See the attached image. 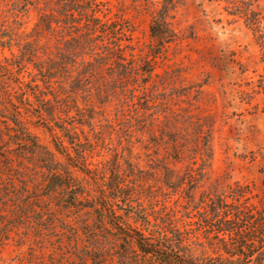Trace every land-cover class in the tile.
Returning a JSON list of instances; mask_svg holds the SVG:
<instances>
[{"label":"rangeland","instance_id":"rangeland-1","mask_svg":"<svg viewBox=\"0 0 264 264\" xmlns=\"http://www.w3.org/2000/svg\"><path fill=\"white\" fill-rule=\"evenodd\" d=\"M8 1L0 0V32L3 19H14ZM99 1L108 8L109 22L117 25L119 42L128 46L127 58L140 68L147 67V60L154 63L152 77L145 85L140 80L134 99L137 107L143 106L145 86L146 98L153 101L144 115L128 102L118 106L112 92L121 80L105 70L89 78L87 90L72 78L65 79L70 90L76 89L72 103L86 116L78 130L93 142L88 160L102 179L112 175L117 161L142 169L143 200L146 204L152 200L155 210L164 204L178 210V217L197 236L193 238L197 256L238 257L200 219L206 214L204 201L209 193L230 203L241 194L246 245L251 244L246 254L259 250L251 257L253 264H259L263 261L258 225L264 214V62L245 14L250 8L264 17V0ZM153 18H165L173 30L172 41L157 54V40L150 31ZM38 19L34 9L22 17L18 31L22 41L34 40L25 35L32 33ZM11 52L20 54L15 45L0 46V60L10 62ZM39 84L43 87L42 81ZM11 86L20 91L18 85ZM9 107L0 88V264H148V257L116 237L115 229L101 221L92 207L103 196L101 179L95 181L56 153L58 171L71 170L81 193L78 199L68 188L46 194L49 172L43 162L47 149L54 150L52 135L26 107L22 111L31 122L25 130L18 128L7 117ZM197 121L210 132L212 158L206 164L191 149ZM24 135L38 145L26 144ZM176 140L182 148L179 153ZM67 198L70 201L65 202ZM197 221L201 229H196Z\"/></svg>","mask_w":264,"mask_h":264},{"label":"trees","instance_id":"trees-1","mask_svg":"<svg viewBox=\"0 0 264 264\" xmlns=\"http://www.w3.org/2000/svg\"><path fill=\"white\" fill-rule=\"evenodd\" d=\"M7 5L14 19L12 22L8 18L2 20L5 27L0 32V46L11 49L15 45L20 54L11 52L13 57L10 62L0 60V88L10 106V116L7 117L15 126L25 130V125L31 122L22 111V107H26L24 109L37 118L35 122L39 120L45 124L52 135L54 150L47 149L48 158L43 162L49 172L46 194L68 188L73 198L78 199L81 193V186L75 183L71 170L65 168L63 172L58 171L60 161L56 153H59L95 181L101 179L99 185L103 196L100 203L93 201L92 207L99 212L101 221L115 229L116 237L132 244L135 250L148 257V264H253L251 257L259 250L253 249L246 254V246L251 247V244L246 245V210L240 200L241 194H238L235 202L230 203L219 194L209 193L204 201L206 214L200 219L203 218L205 226L217 233L213 237L227 251H231L232 256L238 257L197 256L193 248V238L197 236L192 228L187 227L189 223L178 217V210L168 209L165 204L162 209L155 210L152 200L147 204L143 200L142 169L128 161L125 162L126 167L117 161L112 167V175L102 179L96 165L88 160L87 152L93 142L89 135L78 130L80 125L86 123V116L77 104L72 103L71 95L76 89L70 90L65 85V79L72 78L86 89L84 85H87L89 78L105 70L110 77L121 80L116 86L118 89L112 92L118 99V106L128 102L144 115L145 109L151 108L153 101L146 98L147 87L143 86V106L137 107L135 104L140 80L145 85L152 77L155 66L152 60H147V67L140 68L127 58L125 49L128 46L119 42L115 31L117 25L110 23L107 17L108 8L99 0H9ZM31 9L38 12L39 19L32 33L25 36H33L34 40L22 41L23 35L18 31L23 24L22 17ZM245 15L261 47V60L264 62V17L250 8L246 9ZM150 31L157 40L155 54L173 39V30L165 18H153ZM29 65L32 66L31 70H28ZM23 73H27L30 81L23 79ZM261 76L264 87V73ZM39 81H42L43 87ZM12 83L18 85L19 92L14 90ZM32 95L35 99L31 98ZM49 95L50 98L47 97ZM73 109L76 116L71 114ZM196 124L191 149L193 154L199 153L203 164H206L212 158L210 132L202 122L197 121ZM25 139L26 144L38 145L27 136ZM180 145L177 141L174 146L178 153L182 149ZM189 170L192 171L190 177H195V169L191 167ZM67 201L70 200L67 198ZM262 216L258 226L262 233L259 249H263V261L259 264H264V214ZM197 223L199 228L196 229H201L202 224Z\"/></svg>","mask_w":264,"mask_h":264}]
</instances>
